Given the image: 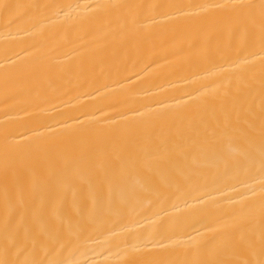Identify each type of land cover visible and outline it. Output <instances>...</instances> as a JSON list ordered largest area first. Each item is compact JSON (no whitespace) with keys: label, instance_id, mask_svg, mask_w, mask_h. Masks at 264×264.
Returning a JSON list of instances; mask_svg holds the SVG:
<instances>
[{"label":"bare ground","instance_id":"obj_1","mask_svg":"<svg viewBox=\"0 0 264 264\" xmlns=\"http://www.w3.org/2000/svg\"><path fill=\"white\" fill-rule=\"evenodd\" d=\"M0 264H264V0H0Z\"/></svg>","mask_w":264,"mask_h":264}]
</instances>
